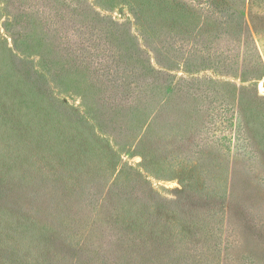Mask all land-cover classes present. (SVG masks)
I'll list each match as a JSON object with an SVG mask.
<instances>
[{
    "label": "rangeland",
    "instance_id": "374dc122",
    "mask_svg": "<svg viewBox=\"0 0 264 264\" xmlns=\"http://www.w3.org/2000/svg\"><path fill=\"white\" fill-rule=\"evenodd\" d=\"M87 3L101 16H107L111 20L125 24L117 28V31H109L110 33H107L109 37H119L124 33L128 38H134L140 42L142 48L147 51L151 49L149 47H152L148 46L150 40L160 48L162 47L160 41L164 40H168L172 46L173 50L169 51L172 58L170 62L172 76L169 94H167L169 154L170 165L173 169L169 177L158 174L156 169L146 172L140 165L146 154L150 155L151 151L154 153V144L148 140L146 134L151 118L147 110L148 104H137L135 110L128 112V115L118 114L107 106L96 111H89L84 105L90 103V98H85L80 89L89 84L92 90L100 92L104 89L103 85L107 86L108 81L94 86L90 76L87 75L89 72L84 69L85 63L82 64L85 59L82 53H75L77 61L75 65H71V57L63 51L64 44L69 43H67V38L63 41L61 32L66 30L71 39H78L80 36L76 28L81 18H83L82 21L88 20L87 23L96 21L94 17L97 18V15L87 8ZM78 4H80L79 7ZM82 4L88 9L83 13L80 10ZM171 7H176V9ZM61 8L68 9V11ZM168 10L170 13L173 10L179 11L185 15V18L183 16L180 20L169 19L170 14H166ZM62 13H66L67 18ZM18 25H25L29 31L27 40H24L25 34L21 36L17 34L21 48L15 47L16 40L14 41L13 38L16 36ZM98 26L104 28L102 22ZM49 30L53 31V34L58 33L59 38L52 34L51 39L44 41L42 35L48 33ZM190 47H193V50ZM183 48L187 50L182 51ZM8 49L32 56V58L37 57L40 68H45V64L36 53L46 49L44 52L47 56H55L63 67H67V70H64L66 81L62 87H70L73 90L59 96L64 103L82 109L86 117H83L81 121L82 128L90 131L92 141L94 138L103 149L102 160L91 163L96 169L106 170L100 178L103 181V191L100 197L105 195L104 197L116 202L125 199L128 196L122 192L123 185L131 179L132 181L138 178L143 180L142 176H149V181L155 190L163 197L173 199L177 205H181L182 200L189 194V192L186 193L185 187L194 181L198 189H201L204 182V173L201 172L198 162L193 158L195 156L190 158L195 150H199V154L203 150L206 165L215 169L213 177L216 180L225 181V172L223 175L221 168L227 166L228 161L221 152L225 149L227 140L222 139L223 123L221 124L217 116L212 118L213 106L210 105L212 97L207 96H210L212 92L216 94L215 99H217L221 94L226 93L230 104L232 102L236 104L240 89L245 91L248 98L253 91V84L256 85L259 94L264 95V90L261 88V83L264 81V0H81L80 2L78 0H0V53L6 56L9 54ZM177 53H179L178 56H176ZM243 53H246L245 60H243ZM85 54H87L85 61L91 62L90 65H94V70L102 65L117 67L118 61L122 64L121 67H128L122 69L128 73L139 72L140 74L143 67L146 69L152 66L162 67L156 63L153 52L142 53L143 56L139 53H125L124 57L123 53H116V56H112L113 53L101 52ZM212 54L214 56H211ZM117 55L121 56L117 58ZM144 57V60L148 59L146 62L143 60ZM115 58L116 61H114ZM218 59L222 61L219 62ZM222 62L227 65L228 75H221L215 68L216 64L222 65ZM80 74L82 77L79 76ZM205 78H209L212 82L205 81ZM105 93H110V90L105 89ZM92 97L90 105L94 106L97 101L93 94ZM7 102L0 98V112H4L3 108ZM9 105L13 112H19L21 106L19 102H10ZM94 113L95 116H93ZM98 117L105 122V126L98 127L95 119ZM229 117L228 115L225 124L231 128L232 119ZM210 128L217 142H211L204 147L205 149L194 145V138L203 136L204 131ZM66 129L71 128L67 126ZM200 130H202L201 134L198 133ZM67 133L68 136L71 135L70 132ZM82 134H84L83 131H78V137L81 139ZM121 139H123L122 144H119ZM50 143H46L45 147ZM3 145H6V148ZM12 146L14 143H10L9 137L1 142V148L4 150L12 151ZM46 157L48 162L58 164L57 150L50 151ZM151 158L156 159V157ZM9 169L4 165L0 166V179ZM118 169L124 170L119 179ZM68 175L73 174L70 172ZM64 180V184H57V186H64L66 189L61 188V191L55 194V200L49 203L48 201H30L24 187L17 182H8L7 192L0 194V205L6 202L11 203L13 200H21L25 203L23 204L25 207L17 210L7 205L6 208L10 213L8 216L1 215L0 217V220L4 219V222L0 223V264H17L19 257L28 259L25 264H64L61 262L62 253L65 257L70 251L73 258L77 253L73 251L75 245L77 249L78 246L84 245L86 249L103 253L108 257L118 258L121 253L126 255L129 253L137 258L141 256L142 262L147 261L145 258L148 257L147 245L139 241L133 242L132 236L126 233L129 228L124 220L115 222L111 219L112 215H107L108 210L96 211L93 205H85L66 184L67 180ZM112 180H118L119 186L111 187L107 193ZM86 184L90 187L97 185V182L93 178ZM2 186L0 182V191ZM121 201L120 206H124L125 200ZM167 209L155 208L156 221L161 227L157 228V232L148 242L155 252V264H164L163 257L166 255L167 261V254L172 248L178 244L188 243L187 240L179 238L180 230L186 228L182 218ZM120 214L124 216L123 210ZM27 219H37L39 228L43 227L42 222L52 219L61 224L57 226L56 223L55 228L50 230L45 237L47 231L40 229H35L33 232L24 231L20 225ZM64 220L74 221V223L69 227H64ZM166 221H169L168 225ZM214 224L216 228L218 227V235L223 239L227 228L223 210L211 220V225ZM11 225L17 226L18 230H11ZM74 228L79 230L74 232ZM185 231L189 233L188 230ZM2 234L9 237V242L4 241L13 245L12 251L5 249ZM24 235L32 240L22 244L18 237ZM221 242L219 241L218 246ZM15 250H22V256H19ZM36 253L38 255L45 253V257L38 259ZM221 254L219 251L217 256L209 254V258L217 262L222 259Z\"/></svg>",
    "mask_w": 264,
    "mask_h": 264
},
{
    "label": "trees",
    "instance_id": "16d2710c",
    "mask_svg": "<svg viewBox=\"0 0 264 264\" xmlns=\"http://www.w3.org/2000/svg\"><path fill=\"white\" fill-rule=\"evenodd\" d=\"M80 1L78 0V2ZM87 8L95 12L97 18L94 17L96 20L94 23H87L88 20L82 21L83 18H81V22H78L76 28L80 38L73 40L66 30L61 32L63 41L67 38V43H69L64 44L63 51L71 57V65H75L77 61L75 53L84 54L86 59L87 54L85 53H113L112 56H116V53H123L124 57L125 53H139L143 56L142 53L153 52L156 63L162 67L152 66L147 69L143 67L140 74L139 72L128 73L126 70H122L128 67H121L122 64L118 61L117 67L102 65L94 70V65H90L91 62L87 63V60L83 59L84 69L89 72L87 75L90 76L94 86L100 82L108 81L107 86L103 85L104 89L100 92L92 90V86L89 84L80 89L85 98H90V103L93 98L92 94L97 101L94 106L90 103L84 105L89 111H96L107 106L118 114L128 115V112L135 110L137 104H148L147 110H149L151 118L146 134L148 140L154 144V153L151 151L150 155L146 154L140 165L146 172L156 169L158 174L169 177L173 169L170 165L169 154L167 94H169L172 76L170 72L172 58L169 53L170 50H173L172 46L168 40H164L160 41L162 42L160 48L150 40L148 46L152 47H149L151 49L147 51L142 48L140 42L134 38H128L124 33L119 37H109L107 33L117 31V28L125 24L111 20L107 16H101L100 13L92 10L88 3ZM87 8L84 7V4L80 6L82 13L87 11ZM171 8L176 9V7ZM61 9L68 11V9ZM142 12H144L143 9ZM78 14L80 13L78 12ZM166 14H170L169 19L180 20L183 16L185 18L183 13L176 10L171 13L168 10ZM62 15L68 16L66 13H62ZM101 22L104 28L98 26ZM16 28V36L13 38L14 41L16 40L15 47L17 48V46L19 47L17 34L20 36L25 34L24 40H27L29 31L25 25H18ZM48 29L50 28L48 27ZM103 31H105L104 34ZM53 33L51 30L44 33L43 40L51 39ZM45 35L47 37H44ZM53 35L58 37V33ZM42 37L40 38L42 39ZM190 48L193 50V47ZM186 50L187 48L182 49V51ZM44 51L46 52V49ZM44 51H38L39 53L36 54L42 59L45 68L39 67L37 57L32 58V56L16 53L17 51H13V49L6 56L0 53V98L8 101L3 108L4 112H0V166L4 165L10 168L0 179L3 185L0 194L3 195L7 192L6 186L9 181H12V183L17 182L24 187L30 201H48L49 203L55 200V194H58L61 188L66 189L64 186H57V184H64V179H66V184L72 188L73 193L77 194L85 205H93L96 211L108 210L107 215H112L111 219L115 222L124 220L129 228L126 233L132 236L133 242L139 241L147 245L148 256L145 257L147 261L143 262L141 256L137 258L129 253L127 255L121 253L118 258L108 257L103 253L86 249L84 245L78 246L77 249L75 245L73 251H77V253L73 258L70 251L65 257L62 253V263L155 264V252L148 244L149 240L153 238V234L155 235L157 232V228L161 227L156 221L155 208H168L167 211L171 210L182 218L186 227L184 228L189 233L180 230V240H187L188 243L178 244L172 248L167 254V261L166 255L163 257L164 264H264V95L259 94L255 84H253V91L248 98L245 91L240 89L236 104L234 102L230 104L226 93L221 94L217 99H215L216 94L212 92L210 96H207L212 97L210 101V105L213 106L212 118L217 116L221 124L223 123L221 133L223 131L224 135L222 139L227 140L225 149L221 152L228 161L227 166L221 168L223 175L225 172L224 182L213 177L215 169L206 165L203 150L200 154L199 150H195L190 158L195 156L193 158L198 162L201 172L204 173V182L201 189H198L199 187L194 181L185 187L186 193L189 192V194L182 200L181 205H177L173 199L163 197L152 186L149 176H142L143 180L138 178L132 181L131 179L122 186V192L128 197L121 199L125 200V204L120 206L121 200L116 202L104 197L105 195L100 197V193L103 191V181L100 178L106 170L99 167L96 169L91 163L102 160L103 149L94 138L92 141L91 132L82 128L81 121L85 117L82 109L64 103L59 96L73 90L70 87H62L66 81L64 80V70H67V67H63L55 56H47ZM182 54L188 55L189 53ZM178 55L179 53L176 56ZM119 56L121 55H117V58ZM245 58L246 53H243V60ZM218 61L222 60L218 59ZM215 68L221 75L229 73L225 62H222V65L216 64ZM79 76L82 77L81 74ZM204 80L212 82L209 78ZM109 85L110 87H108ZM261 88L264 90V81L261 83ZM105 89L110 90V93H105ZM10 102L21 104L19 112L11 110ZM228 115L232 119L231 128L225 124ZM95 119L98 127L105 126V122L101 118ZM67 126L71 129H66ZM80 130L84 132L82 139L78 137ZM200 131L198 133L201 134L202 130ZM67 132H70L71 135L68 136ZM6 137H9L11 144L14 143L12 151L1 148V142ZM123 139L119 141V144H122ZM213 141L217 142V139L210 128L204 131L203 136L194 138V145L205 149L204 147ZM48 142L51 143L45 147ZM3 146L6 148V145ZM109 147L112 148V145L109 144ZM53 150H57V165L48 162L46 157L47 153ZM151 157H156V159ZM123 171V169H118V179L121 178ZM70 172L73 174L72 176L68 175ZM93 178L97 185L87 186L86 182ZM118 182V180L110 181L107 193L111 187L117 188ZM47 190L48 192H46ZM23 204L25 203H22L21 200H13L11 203L6 202V204L0 205V217L1 215L8 216L10 213L6 208L7 205L22 210L25 207ZM121 210H123L124 216L120 214ZM222 210L226 217L225 226L227 227L223 239L218 235V227L216 228L215 224L211 225V220L215 218V215L218 216ZM52 220L42 222L43 227L39 228L37 219H27L20 227L29 232H33L35 229L47 231L45 233V237H47V234L55 228L57 223ZM169 221H166L167 225ZM2 222L4 219L0 220V223ZM72 223L74 221L64 220L63 226L69 227ZM59 224L61 223H57V226ZM170 227L173 226L170 225ZM10 229L17 231L18 227L11 225ZM78 230L74 228V232ZM2 236L5 249L12 251L13 245L5 243V241L9 242V237L3 234ZM18 238L21 239L22 244L32 240L26 235ZM219 241H222L220 245L222 248L218 246ZM218 251L222 253V259L216 262L209 258V254L216 255ZM15 252L22 256V250H15ZM36 255L38 259L45 257V253L40 255L36 253ZM27 260V258L19 257L17 264H25L28 262Z\"/></svg>",
    "mask_w": 264,
    "mask_h": 264
}]
</instances>
